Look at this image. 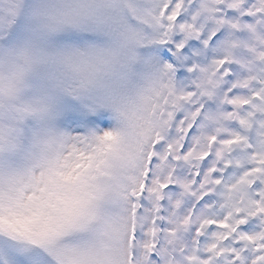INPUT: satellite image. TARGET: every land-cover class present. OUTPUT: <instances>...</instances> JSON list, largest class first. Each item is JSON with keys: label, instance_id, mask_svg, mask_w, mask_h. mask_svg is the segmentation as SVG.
<instances>
[{"label": "snow or ice", "instance_id": "1", "mask_svg": "<svg viewBox=\"0 0 264 264\" xmlns=\"http://www.w3.org/2000/svg\"><path fill=\"white\" fill-rule=\"evenodd\" d=\"M0 264H264V0H0Z\"/></svg>", "mask_w": 264, "mask_h": 264}]
</instances>
